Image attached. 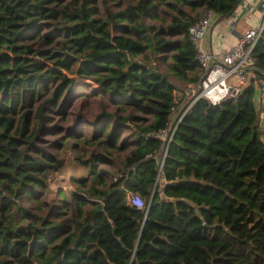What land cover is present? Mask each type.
I'll list each match as a JSON object with an SVG mask.
<instances>
[{
  "label": "trees",
  "instance_id": "obj_1",
  "mask_svg": "<svg viewBox=\"0 0 264 264\" xmlns=\"http://www.w3.org/2000/svg\"><path fill=\"white\" fill-rule=\"evenodd\" d=\"M108 2L99 10L93 0H0V264H264V137L254 94L264 79V28L249 82L216 103L197 98L164 142L146 133L174 124L194 96L185 87L204 77L189 25L206 10L221 18L240 0ZM31 36L52 45L26 43ZM61 68L148 117L101 110L90 135L60 127L76 146L95 141L83 161L77 148L88 169L72 179L85 188L69 190L54 219L18 203L28 221L17 226L13 201L24 191L38 200L36 185L58 162L37 139L45 102L60 105L75 91ZM121 127L131 133L119 142ZM128 190L145 205L129 203Z\"/></svg>",
  "mask_w": 264,
  "mask_h": 264
},
{
  "label": "rangeland",
  "instance_id": "obj_2",
  "mask_svg": "<svg viewBox=\"0 0 264 264\" xmlns=\"http://www.w3.org/2000/svg\"><path fill=\"white\" fill-rule=\"evenodd\" d=\"M127 1L128 0H109L108 4L112 9H117L123 7ZM93 2L95 6L100 10L101 0H93ZM185 8L188 9V6H186ZM160 15L165 18L167 17V15L162 11ZM147 21H151L153 23L159 22L158 19L153 18H148ZM41 27H43V25ZM38 28L42 29L43 34L50 32L47 28ZM56 40L57 39L55 38L53 40V43ZM26 43L32 44L36 47H40L41 49H46L50 45H52V43H50L48 39L40 36H31L26 40ZM2 51L7 50L2 49ZM76 56L79 57L81 56V54L77 53ZM31 57H35L36 59L43 61V59L38 54H32ZM78 61L79 60H77V62ZM74 63L76 65V60H74ZM167 64L168 61L165 64H162V67L167 68ZM61 69L64 73L72 78V80L74 81L73 85L76 84L74 87L75 91L72 94H69V98L67 99V101L61 102L60 105L55 104V102L52 100L45 102L46 119L44 121V124L46 127L40 133V136L37 139L38 145L40 147H43L44 150L53 153L57 157L58 162L54 168L45 172L46 177L43 186L36 185L38 200H35L24 191L19 198L13 201L12 205L15 208V211L17 210V216L13 223L17 226H26V223L28 221V219L20 217L22 214V210L17 207L18 203L22 204L25 209L29 210L32 214L40 213V215H47L50 219H54V215L58 210L57 204L61 202V199H65L69 196V190H81L85 188L72 179L73 176L85 175L88 169L86 165L76 159L77 148L78 153H82L81 161H83L90 154V151L95 148V141H92L90 144H84L83 146H80L79 144L78 146H76V142L73 138L66 136L64 132L59 131L60 127L71 126L75 128L77 133L82 132L88 133V135H90V133L93 132L94 125L92 123V120H94L96 114L101 110H118V113L121 115L132 110L134 112H137V115L148 117L147 114L143 113L139 109H136L133 103L116 104L115 102H113L111 99H109L108 93H104L101 90V84L99 82L89 78H81L76 72L70 71L66 68ZM175 82L179 84L180 87H182L180 81ZM180 93L181 90H177V95H181ZM45 95H49L47 89L43 90V96ZM79 110L84 114V118L81 120L78 119ZM174 116L175 115H173V118ZM30 117L34 118V114H30ZM49 125H52V129H49ZM97 125H99V122H97ZM111 127L112 124L109 126V129H111ZM56 130V133L49 132ZM120 131L121 136L119 142L122 138L130 135L131 133L129 127L127 129L121 127ZM99 152L103 153V151H101L100 149ZM115 155L117 156L116 152L113 153L111 157L114 158ZM107 159L109 161L108 157ZM114 159H117V157H115ZM101 163L103 167H107V165H109L105 162ZM69 213L70 210H67V214ZM34 238L35 236L31 240V245L34 242Z\"/></svg>",
  "mask_w": 264,
  "mask_h": 264
},
{
  "label": "built area",
  "instance_id": "obj_3",
  "mask_svg": "<svg viewBox=\"0 0 264 264\" xmlns=\"http://www.w3.org/2000/svg\"><path fill=\"white\" fill-rule=\"evenodd\" d=\"M213 14L214 12L206 10L188 27L189 36L196 48V58L204 72V77L195 86L191 82L184 89L185 93L188 92L194 96L178 115L175 114L177 117L175 121L173 120L174 124L154 133L147 132L146 134L155 135L162 141L168 142L177 122L197 98L204 97L212 103H216L230 96H235L249 82L253 71L258 69L254 63L252 49L264 28V7L261 10L257 25L245 29L238 36L236 42L220 57L201 47V40L205 36L211 18L214 19ZM258 90L259 122L264 124V79L258 83ZM180 94L182 95V92ZM126 198L129 203L138 207L145 205L144 199L133 191L128 190Z\"/></svg>",
  "mask_w": 264,
  "mask_h": 264
},
{
  "label": "crops",
  "instance_id": "obj_4",
  "mask_svg": "<svg viewBox=\"0 0 264 264\" xmlns=\"http://www.w3.org/2000/svg\"><path fill=\"white\" fill-rule=\"evenodd\" d=\"M263 7L264 0H240L237 6L223 17L220 18L217 14H213L214 19L211 18L210 25L201 40V47L220 57L236 42L245 29L257 25ZM255 89L257 104L258 84L255 85ZM261 128L264 135V125Z\"/></svg>",
  "mask_w": 264,
  "mask_h": 264
},
{
  "label": "water",
  "instance_id": "obj_5",
  "mask_svg": "<svg viewBox=\"0 0 264 264\" xmlns=\"http://www.w3.org/2000/svg\"><path fill=\"white\" fill-rule=\"evenodd\" d=\"M30 248H31V242H30Z\"/></svg>",
  "mask_w": 264,
  "mask_h": 264
}]
</instances>
